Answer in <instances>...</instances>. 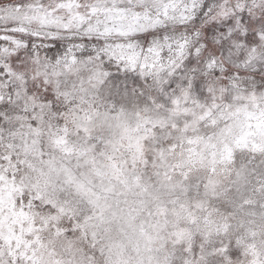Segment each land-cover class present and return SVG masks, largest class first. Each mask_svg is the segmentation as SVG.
I'll use <instances>...</instances> for the list:
<instances>
[{
  "label": "snow or ice",
  "instance_id": "6c2138e0",
  "mask_svg": "<svg viewBox=\"0 0 264 264\" xmlns=\"http://www.w3.org/2000/svg\"><path fill=\"white\" fill-rule=\"evenodd\" d=\"M0 264H264V0H0Z\"/></svg>",
  "mask_w": 264,
  "mask_h": 264
}]
</instances>
